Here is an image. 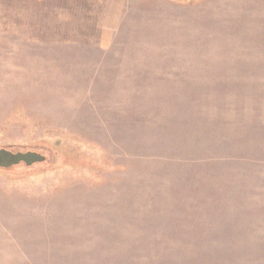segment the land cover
<instances>
[{"label": "rangeland", "instance_id": "rangeland-1", "mask_svg": "<svg viewBox=\"0 0 264 264\" xmlns=\"http://www.w3.org/2000/svg\"><path fill=\"white\" fill-rule=\"evenodd\" d=\"M124 1L0 0V264H264V0Z\"/></svg>", "mask_w": 264, "mask_h": 264}, {"label": "water", "instance_id": "water-1", "mask_svg": "<svg viewBox=\"0 0 264 264\" xmlns=\"http://www.w3.org/2000/svg\"><path fill=\"white\" fill-rule=\"evenodd\" d=\"M47 156L38 151H17L7 148H0V169H10L22 163L31 167L35 164L45 163Z\"/></svg>", "mask_w": 264, "mask_h": 264}, {"label": "crops", "instance_id": "crops-1", "mask_svg": "<svg viewBox=\"0 0 264 264\" xmlns=\"http://www.w3.org/2000/svg\"><path fill=\"white\" fill-rule=\"evenodd\" d=\"M124 4V0H101V9L99 12L103 15V19L107 20V16H111L110 21H108L107 24H103V34L101 36L102 45L108 44L110 30L118 27L119 22L121 21Z\"/></svg>", "mask_w": 264, "mask_h": 264}, {"label": "trees", "instance_id": "trees-1", "mask_svg": "<svg viewBox=\"0 0 264 264\" xmlns=\"http://www.w3.org/2000/svg\"><path fill=\"white\" fill-rule=\"evenodd\" d=\"M176 1L181 3V2H185L186 0H176ZM0 148H1V147H0ZM6 148H7V147H6ZM7 149L13 150L14 152L20 151V150H15V149H13V148H7ZM27 151H30V150H27ZM39 151L45 155V152H43V151H41V150H39ZM39 151H38V152H39ZM47 158H48V159H47V161H48L49 158H50V156H48ZM47 161H46L45 163H41V164H46ZM48 162H49V161H48ZM41 164L34 165V166H32L31 168L27 167L26 164H24V163H22V164H20V165H24L26 168L32 169V168H34L35 166H38V165H41ZM20 165H19V166H20ZM15 167H17V166H15ZM15 167H12V168H15ZM12 168H10V169H12ZM3 170H7V169H3Z\"/></svg>", "mask_w": 264, "mask_h": 264}]
</instances>
